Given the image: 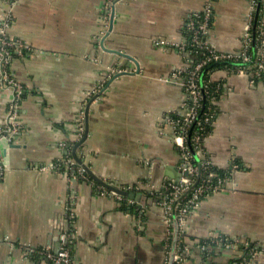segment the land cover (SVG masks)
Instances as JSON below:
<instances>
[{
    "label": "crops",
    "instance_id": "obj_1",
    "mask_svg": "<svg viewBox=\"0 0 264 264\" xmlns=\"http://www.w3.org/2000/svg\"><path fill=\"white\" fill-rule=\"evenodd\" d=\"M6 1L0 0V11ZM204 3L16 1L9 34L32 51L10 65L26 93L20 134L12 145L0 144L6 169L0 183V264H53L28 248L59 253L66 228L74 233V264L166 263L171 241L165 210L162 201L148 196L164 191L180 174L181 156L164 119L185 99L172 76L192 58L179 47L187 44L190 15L202 11ZM111 6L114 27L105 47L137 59L138 74L134 62L100 48L110 28L105 18H111ZM250 9L249 0H214L209 43L220 52L239 51ZM119 71L134 75L112 81ZM212 80L224 88L205 150L218 168L239 164L240 170L233 174L230 191L210 195L190 217L183 264H230L244 257L238 246L205 255L201 241L212 236L237 245L264 244V82L252 84L223 70H215ZM99 88L96 101L87 103L88 93ZM9 101L0 82V127ZM89 104V135L76 153L96 176L127 192L121 196L127 208L91 179L69 182L67 166L39 170L73 158L76 120L81 113L86 117Z\"/></svg>",
    "mask_w": 264,
    "mask_h": 264
},
{
    "label": "built area",
    "instance_id": "obj_2",
    "mask_svg": "<svg viewBox=\"0 0 264 264\" xmlns=\"http://www.w3.org/2000/svg\"><path fill=\"white\" fill-rule=\"evenodd\" d=\"M16 1L7 0L8 6L0 11V82L2 89L10 97L6 120L0 127V144L7 145H12L22 130L21 105L26 93L23 84L10 70V65L14 59L24 57L32 51L30 45L9 34L14 23ZM204 1L202 11L191 14L186 23L187 33L196 52L189 51L188 44L180 46V50L190 52L192 58L187 67L177 70L172 76V80L184 88L185 99L177 110L171 111L164 119L171 128L170 139L181 156L179 180L165 186L164 191H157L159 195L164 196L161 206L165 210L168 238L171 241L167 248L165 264H183L186 261L189 252L186 235L190 217L200 209L202 202L210 195L230 191L234 186L233 174L240 170L239 164H234L226 170L218 168L205 150L204 140L210 132L208 128L212 127L216 105L224 88L222 84L212 80V74L215 70H223L228 74L247 77L252 84L264 82V0H249L251 9L244 28L242 47L239 51L233 52H220L209 43L208 35L214 18V0ZM105 19L110 24L111 18ZM105 35L100 39L101 49V40ZM157 44L162 47L165 45L164 42ZM199 55L204 56L199 58ZM218 67L221 69H217ZM122 72L124 71L117 74ZM211 84H216L213 90ZM99 90L101 91L99 88L88 93L87 103L96 101L95 96L99 94ZM84 133L85 115L81 113L76 120L72 138L75 146L82 140ZM82 146L78 148L81 149ZM63 165L67 166L64 175L69 182L79 178L91 179L73 158H68L62 165L58 163L41 166L39 170L58 171ZM5 170L0 162V183L4 179ZM110 193L122 201L120 195L111 191ZM68 219L70 222L75 221L73 212H70ZM73 236V231L68 228L61 231L60 251L57 254L52 253L50 249H28L30 254L46 256L53 264H74L71 252ZM206 240L216 246L224 245L223 247L230 249L235 246L241 247L244 257L236 258L230 264H255L259 259L264 260L263 243L245 242L237 245L222 235L212 236ZM203 250L207 252L205 242Z\"/></svg>",
    "mask_w": 264,
    "mask_h": 264
},
{
    "label": "water",
    "instance_id": "obj_3",
    "mask_svg": "<svg viewBox=\"0 0 264 264\" xmlns=\"http://www.w3.org/2000/svg\"><path fill=\"white\" fill-rule=\"evenodd\" d=\"M114 14H115V7L112 8V14H111V20H110V28H109V31L107 32V34L105 35V37L101 40V46H102V49L107 51V52H111V53H114L116 55H119L121 57H124V58H127L129 59L130 61L134 62L136 67H137V71L135 74H138L140 73V64L138 62L137 59H135L134 57L126 54V53H123L121 51H118V50H109L105 47V40L107 39V37L110 35V33L112 32L113 30V27H114ZM216 66H220V65H216ZM215 66V67H216ZM214 67V66H213ZM211 67V69L213 68ZM125 75H134V73H130V72H122V73H119L117 75H115L112 79V81L116 78H119V77H122V76H125ZM204 76V74H203ZM111 81V82H112ZM90 106L91 104H89L87 106V109H86V117H85V120H86V128H85V133H84V136L82 138V140L75 146L74 148V151L72 153V156L73 158L75 159V161L77 162V164L79 166H81L84 170H85V174L91 178L95 183H97L98 185H100L101 187H103L104 189H107L111 192H114L120 196H126L127 195V192H124V191H121L120 189L110 185L109 183H107L106 181L100 179L98 176H96L93 171L89 168V166H87L86 164H84V162L78 157L77 153H76V149L80 146H82L84 144V142L86 141L88 135H89V112H90ZM180 178V174L177 178V181L179 180ZM175 226H177L176 222H175ZM174 244H175V241H174ZM174 246V245H173Z\"/></svg>",
    "mask_w": 264,
    "mask_h": 264
},
{
    "label": "trees",
    "instance_id": "obj_4",
    "mask_svg": "<svg viewBox=\"0 0 264 264\" xmlns=\"http://www.w3.org/2000/svg\"><path fill=\"white\" fill-rule=\"evenodd\" d=\"M187 44H188L187 49L189 51L196 52V48L192 46L191 37L189 35H188ZM203 56L204 55H199V58H203ZM217 69H221V67H218ZM215 86H216V84H211L210 87L213 90L215 88ZM209 130H211L210 127L208 128V131ZM148 197H150L151 199L157 200V201H163L164 200V196L163 195H159V194H153V195L150 194ZM122 199H123V201H121V204L123 205L124 208H127V206H126L127 205L126 204L127 203L126 202L127 201L126 198H122ZM201 242H202V244L205 242V246L207 247V252H205V255L209 254L210 256H212L218 250L223 251L224 249H227L226 247H221V249H220L219 247H216V245H214L212 242H210L208 240H203Z\"/></svg>",
    "mask_w": 264,
    "mask_h": 264
},
{
    "label": "rangeland",
    "instance_id": "obj_5",
    "mask_svg": "<svg viewBox=\"0 0 264 264\" xmlns=\"http://www.w3.org/2000/svg\"><path fill=\"white\" fill-rule=\"evenodd\" d=\"M226 192H228V191H226ZM209 241V240H208ZM203 246V245H202Z\"/></svg>",
    "mask_w": 264,
    "mask_h": 264
}]
</instances>
